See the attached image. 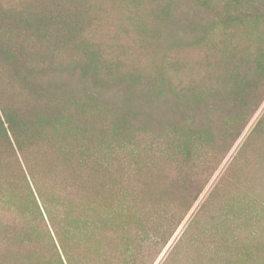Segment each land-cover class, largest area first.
<instances>
[{"label": "rangeland", "instance_id": "obj_1", "mask_svg": "<svg viewBox=\"0 0 264 264\" xmlns=\"http://www.w3.org/2000/svg\"><path fill=\"white\" fill-rule=\"evenodd\" d=\"M44 5L0 0V37L23 58L51 63L27 68L25 90L11 82L7 105L33 117V139L48 137L55 121L62 124L51 135L57 144L42 149L19 139L17 147L12 137L10 149L0 127V264H13L18 247L37 256V264H57L32 196L36 184L45 203L60 205L56 225L75 264H264V97L235 138L237 102L258 79L248 61L264 49V0ZM38 23L48 27L38 31ZM165 88L152 101L157 110L192 94L206 102L237 97L224 103L228 111L212 119L213 129L197 116L204 105L195 104L162 126L111 132L116 120L139 111L149 92ZM0 99L5 102L1 92ZM54 107L58 114L51 115ZM71 128L74 141L65 132ZM83 138L93 143L75 142ZM47 150L75 181L82 171L86 191L98 183L94 165L80 170L75 158H104L116 174L104 208L70 187L60 191L40 160ZM148 169L170 183L167 197L154 198L138 182Z\"/></svg>", "mask_w": 264, "mask_h": 264}, {"label": "trees", "instance_id": "obj_2", "mask_svg": "<svg viewBox=\"0 0 264 264\" xmlns=\"http://www.w3.org/2000/svg\"><path fill=\"white\" fill-rule=\"evenodd\" d=\"M42 1L45 5L44 7H49L54 4L61 3V0H35V2ZM52 13V9L50 11ZM74 12H84L81 7L74 6ZM42 29L45 26L41 23H38ZM24 26V25H22ZM46 27V28H47ZM37 28V27H36ZM35 28V29H36ZM5 34H9L10 30L8 28L2 29ZM41 36L38 34L37 38ZM34 57V55L29 56ZM255 60H249V65L252 67V70L258 74V79L253 81L248 90H244L242 94H244L239 101L237 102L238 108L242 105V110L238 116L237 122L235 123V138H239L241 136V130L244 129L251 118L255 115L258 111L264 97V49H258L256 51V55L254 56ZM25 58V57H24ZM18 51L15 49H11V41L7 39H3L0 37V92L5 97V102L0 99V127L2 128L4 134L7 137L8 145H10L11 149V137L18 147V139L25 140L29 143L30 146H37L38 148L42 149L44 147L52 146L57 144L52 138L51 135L55 132L62 131V124L58 121H55L51 125H49L48 130L49 133L47 134L48 137H41L39 139H33V126H31V122L33 121L28 116V111L22 110L21 112L18 109H13L8 104V99L10 100L11 95V82L14 84L18 83L21 84L22 89L25 90L28 87V82L30 80L29 72L27 68H31L34 66L35 63L38 67L42 65V63L51 64L50 62L41 61L40 59H34L33 61H29L28 57L24 59ZM247 60L245 61V63ZM168 90L165 88L163 91H153L149 92L146 98L145 103H140L139 111L131 113L129 112L128 116L123 119V122L117 121L116 124L112 127L111 132L114 131V134L117 135L118 131L123 130H131L130 128L137 129L134 132L148 130V124H158L163 125L165 120H169L166 118H175L173 119L176 121V118H182L181 114L184 112L186 106L190 105H204L205 111L199 112L197 115L200 120L208 124L209 129H213L215 126L212 124V119L216 118L217 116L223 117L228 108L224 103L230 102L232 99V94L229 98L226 97V100L218 95H215L211 98V101L206 102L204 99H200L196 94H192L188 97L183 99L173 98L170 101L166 102V105L159 110L155 109L152 101L163 96V92ZM7 98V101H6ZM232 98V99H231ZM47 106V105H46ZM190 107H197V106H190ZM21 113V114H20ZM58 114V111L55 110V107L51 111V115ZM63 112L61 111V115ZM208 115H213L210 120ZM137 119V120H136ZM137 121H142V124H137ZM88 132L89 130L84 127ZM71 130H74L71 128ZM118 130V131H116ZM66 136L71 134V140L74 138L73 135L76 132V129L73 132L65 131ZM90 133V132H89ZM55 137V136H52ZM21 138V139H20ZM86 142L83 141H76L81 146H89L88 139ZM74 141V140H72ZM93 143L92 141H89ZM70 146H75V143L69 144ZM64 148V147H62ZM56 149L52 147L49 150ZM43 156L40 157L42 161V165L48 166L45 170L47 174H53L52 178H57L58 186L61 182L63 189H60L61 192H66L67 187H70V190L74 192V194H78L80 198H84V196H92V199L98 198L99 204L101 207L104 208V204H107L108 201V194L110 189L109 181H114L116 179V174H113L112 171L109 170L108 165L104 158L101 157H94L92 155H87L83 159H76L75 163L79 166L80 170L87 167V165L91 162L94 165L95 175L97 176L96 181L90 191H86L84 188V175L82 171L79 172V181H75L72 178V175L66 171L62 167H65L66 164H61L59 160L55 159L54 157L48 155V150L42 153ZM48 157V158H47ZM24 163V162H23ZM85 166V167H84ZM62 173L65 174L66 177L62 176ZM63 178L70 180V185L66 180L65 184L63 182ZM185 179V177H184ZM53 183H56L54 179H52ZM138 182L145 184L144 190L146 193L151 195L153 194L154 198H162L167 197L169 195V186L170 183L166 182L164 176L158 171L150 169L146 170L142 176L138 179ZM151 183V185H150ZM83 185V186H82ZM38 184L35 185V193L32 191V196L34 198V203L36 205V209L40 215V220L44 224L46 230L48 229V235L50 236V240L52 242V246L54 247L57 264H75L73 257L70 253V248L65 244L64 241V233L61 229L58 228L56 225V217L54 214V210H58V204L54 202L51 204L45 203L42 193L39 189ZM171 187V186H170ZM168 189V190H167ZM31 190V187H30ZM69 196H67L68 198ZM198 197L194 198V202H196ZM17 248L16 255L12 259L13 264H37L38 258L37 256L31 254V256H26L22 251H19ZM35 248V245L32 247ZM32 249V250H33ZM26 257H25V256Z\"/></svg>", "mask_w": 264, "mask_h": 264}]
</instances>
